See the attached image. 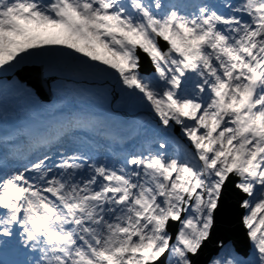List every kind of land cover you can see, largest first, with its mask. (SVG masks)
I'll use <instances>...</instances> for the list:
<instances>
[{"label": "snow or ice", "instance_id": "6c2138e0", "mask_svg": "<svg viewBox=\"0 0 264 264\" xmlns=\"http://www.w3.org/2000/svg\"><path fill=\"white\" fill-rule=\"evenodd\" d=\"M45 54L151 119L0 133V264H197L228 193L250 247L210 264H264V0H0V75Z\"/></svg>", "mask_w": 264, "mask_h": 264}, {"label": "rangeland", "instance_id": "374dc122", "mask_svg": "<svg viewBox=\"0 0 264 264\" xmlns=\"http://www.w3.org/2000/svg\"><path fill=\"white\" fill-rule=\"evenodd\" d=\"M53 51L67 50L55 48ZM53 58L59 60L57 65L52 63ZM28 61L42 65L43 76L50 79L51 82L53 99L43 107L38 106L33 109V106H30L33 110L25 114V106L33 105L35 99H33L30 91L32 89L19 86L20 82L14 75L15 70L20 66L9 72L8 76H0V84L3 81H9L8 85L3 83L4 88L0 87L1 96H4L0 99V105L3 106L2 115H5V111L8 112L7 116H4L6 118L2 119L0 130L18 129L34 121H48L55 117L61 118L65 116L64 113L68 110L79 108V111H83L87 107L93 111L104 112L112 123L117 121L118 124H121V121L125 120L124 118H130L127 116V111L134 113L140 108L138 105L123 99L119 94V89L115 87L113 79L104 73L86 67L78 60L55 54H45L37 59H28ZM7 77H9L8 80H6ZM6 95H8V102L3 105ZM114 95L115 97H113ZM129 104L137 108L130 109ZM56 106L57 108H55ZM13 107L16 109L22 108L23 110L16 111ZM141 110L146 111L143 108ZM16 117L19 119L18 121L14 120ZM150 119L151 116L149 115L144 120ZM11 120L15 122H11Z\"/></svg>", "mask_w": 264, "mask_h": 264}, {"label": "water", "instance_id": "95a60500", "mask_svg": "<svg viewBox=\"0 0 264 264\" xmlns=\"http://www.w3.org/2000/svg\"><path fill=\"white\" fill-rule=\"evenodd\" d=\"M15 75L20 81L26 82L28 86L34 88L42 100L49 101L51 99L49 81L44 79L40 65L22 66L15 72ZM226 196L228 200L224 198L222 206L216 214V226L219 227V230L212 236V246L201 264H206L212 253L217 250V242L229 239L236 243L238 241L237 232L241 228L242 209L238 207L237 197H233L232 193H228Z\"/></svg>", "mask_w": 264, "mask_h": 264}, {"label": "trees", "instance_id": "16d2710c", "mask_svg": "<svg viewBox=\"0 0 264 264\" xmlns=\"http://www.w3.org/2000/svg\"><path fill=\"white\" fill-rule=\"evenodd\" d=\"M42 51V50H41ZM39 56H37V57H32V58H29V59H37ZM28 62V60L27 61H25L23 64H26ZM22 64V65H23ZM0 76H2V75H0Z\"/></svg>", "mask_w": 264, "mask_h": 264}]
</instances>
